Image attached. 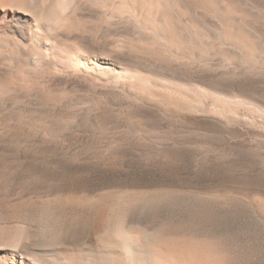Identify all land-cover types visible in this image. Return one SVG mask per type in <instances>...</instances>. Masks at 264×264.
<instances>
[{
  "label": "rangeland",
  "instance_id": "rangeland-1",
  "mask_svg": "<svg viewBox=\"0 0 264 264\" xmlns=\"http://www.w3.org/2000/svg\"><path fill=\"white\" fill-rule=\"evenodd\" d=\"M223 1L173 0L181 9L175 10L178 16L171 12L177 36L156 40L149 32L146 52L134 43L140 33L132 24L99 30V12L82 9L97 35V42L87 36L86 44L139 68L148 81L151 75L148 88L155 95L145 102L128 86L104 88L83 76L18 82L1 64L0 224L13 222L26 201L33 207L71 195L153 194L159 203L144 213L137 209L134 224L163 225L173 235L201 242L214 264H264V0Z\"/></svg>",
  "mask_w": 264,
  "mask_h": 264
},
{
  "label": "bare ground",
  "instance_id": "bare-ground-1",
  "mask_svg": "<svg viewBox=\"0 0 264 264\" xmlns=\"http://www.w3.org/2000/svg\"><path fill=\"white\" fill-rule=\"evenodd\" d=\"M172 1L0 0V66L2 64L10 70H13L12 72L16 78L15 80L18 82L24 83L27 78H31V76H38V80L42 76L44 77V75H53L54 77L55 74L64 75V77L68 75L72 78L73 76H83L85 79L87 78L86 80L89 79L95 83H99L103 87L110 86L112 88V86L116 87V85L119 84L128 86L129 89L145 96V98L143 97V101L147 99L146 97L152 98L155 94L150 93L152 91H149L151 87L148 88V85L152 82H150L152 78L151 75L148 81L145 74L140 75L139 68L137 69L129 66L130 64L125 65L126 63L122 64L120 63L121 61H115L117 58L112 60V57H105L106 55L95 52L92 47L89 46L90 44H86L85 39L88 38L87 36H89L93 42H97V35L95 36L96 33L94 30L93 33L88 29V24L86 23L88 21L86 19V21L84 20L81 12L83 8L98 11V16L100 18L97 20L98 22L96 21L95 27L103 31L104 28H106L107 31L108 29L113 30L114 26L120 24H123L122 26H124V24H132L140 33V35H138L139 33L135 34L139 36V41L133 38L134 43L135 40L139 42L141 51L146 52L148 51L147 38L148 35H150L149 32L154 35L156 40L160 37L164 39L167 36L170 38L177 36L174 35V33L178 30V26H175L176 22L172 19L171 12L176 13L177 16L180 13L178 14L175 12L176 9ZM178 2H176V4H178ZM178 7L176 11H178ZM219 7H221V5ZM183 13L182 11L181 15H185ZM227 14L228 13H226V15ZM88 20L93 22L91 19ZM185 24L187 25V23ZM133 27L132 29H134ZM188 28L192 27L188 25ZM188 28L187 31L190 30ZM137 30L136 32H138ZM192 30L193 29H191V31ZM197 30L198 29L195 31ZM220 32L226 34L224 29ZM188 33L191 34L193 32ZM228 33L224 36H228ZM199 34L198 32L197 35ZM125 37L127 38V36ZM204 37L206 36L203 35V38ZM205 39L206 38H204V40ZM168 40L167 42H170V40ZM224 40L220 41L225 45ZM129 41L130 40H128V42ZM114 44L116 47L118 46L117 49H121L119 44L117 45L115 42ZM156 44L157 42L152 46H156ZM111 47H108L110 50L108 49L107 52H116V49L113 50L114 48L111 49ZM154 50L155 49H153V51ZM160 50H162V48H159V52H162ZM102 53H104V51ZM171 56L174 55L172 54ZM143 71L147 72L144 69ZM43 77L41 79H43ZM41 82L40 80L37 84ZM168 85L171 86L172 84ZM158 87L160 89V86ZM180 88L183 89L182 87ZM124 89L126 90V87H124ZM166 89L164 88L165 91H167ZM174 89L173 86L172 90ZM183 90L181 92H183ZM49 92L50 91H48V94L50 95ZM174 93L176 94L177 92ZM174 93L172 92V94ZM201 93H203V91ZM52 94L55 95V93ZM158 94L159 93H157V95ZM177 94H179V92ZM186 94L183 93V96H186ZM1 96L2 92L0 91V102ZM158 96L161 97L163 95L159 94ZM158 96H156V98ZM166 96L161 98H166ZM196 96L199 95L196 94ZM160 97L158 99H160ZM168 97L169 96H167V98ZM48 98L50 97L48 96ZM169 98H171V96ZM217 99L219 100V98ZM229 99V103L236 104V106L239 104L235 97L231 99L230 96L227 100ZM189 100H191V98ZM220 100L219 103L221 104ZM242 101L243 100H241V102ZM198 102L195 100V103ZM228 102L227 104H229ZM178 104L180 103L178 102ZM222 104L224 107V102ZM189 105L194 106V109L197 106L200 107L199 103L197 106L196 104ZM189 105L187 107H190ZM54 106L57 107L55 104ZM228 106H230V104ZM238 106L243 105L239 104ZM245 106H247L246 103ZM212 109L214 110V108ZM228 109L229 111L234 110V108L232 110L230 108ZM259 109H261V107H259L258 110ZM222 110L224 113H227L224 109ZM223 112H221V115ZM232 112L228 113L231 114ZM160 197L164 200V196L162 197L161 195ZM63 198L54 197V199L52 198L51 200H41L42 202L38 201L33 207H31L30 204H26V201L24 205L18 207L19 209H17L15 213V220L13 222L9 221L10 223H4L3 221V224H0V264H214L217 262L214 261L215 258L213 259L211 253H208L205 248L206 245L199 244L201 242L198 243V241H193V239L184 236L173 235L167 231L168 227H162V224L160 227L153 228L154 226H152V228H145L133 223L132 218L137 209L141 210V208H144V213L147 212V206L155 207V204L159 203L160 199L154 198L153 194L151 196L150 194L147 195L138 192H107L101 194L100 197L96 199H87V197L84 198L83 196L77 197L72 195ZM165 198L167 197L165 196ZM161 204L162 203H160V205ZM148 212L151 213V211ZM143 213L141 212V214ZM155 226L158 225L156 224Z\"/></svg>",
  "mask_w": 264,
  "mask_h": 264
}]
</instances>
